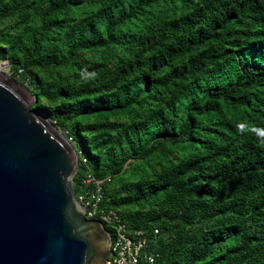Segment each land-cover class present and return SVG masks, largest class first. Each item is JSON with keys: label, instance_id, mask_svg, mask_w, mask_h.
I'll return each mask as SVG.
<instances>
[{"label": "trees", "instance_id": "16d2710c", "mask_svg": "<svg viewBox=\"0 0 264 264\" xmlns=\"http://www.w3.org/2000/svg\"><path fill=\"white\" fill-rule=\"evenodd\" d=\"M0 62L154 264H264V0H0Z\"/></svg>", "mask_w": 264, "mask_h": 264}, {"label": "water", "instance_id": "95a60500", "mask_svg": "<svg viewBox=\"0 0 264 264\" xmlns=\"http://www.w3.org/2000/svg\"><path fill=\"white\" fill-rule=\"evenodd\" d=\"M33 103L0 72V264H110L112 237L72 187L77 154Z\"/></svg>", "mask_w": 264, "mask_h": 264}, {"label": "built area", "instance_id": "2783aa9c", "mask_svg": "<svg viewBox=\"0 0 264 264\" xmlns=\"http://www.w3.org/2000/svg\"><path fill=\"white\" fill-rule=\"evenodd\" d=\"M11 73L9 70V76ZM16 77H19V75H16ZM77 157L79 158V153ZM83 162H85V159H83ZM101 183L102 181L87 174L84 184H93L94 188L76 195V198L83 209L86 219L98 220L105 228H109L108 231L112 237L109 263L154 264L158 254L149 250V241L144 236L143 231L128 226L115 210L102 208ZM154 233L156 234L157 230Z\"/></svg>", "mask_w": 264, "mask_h": 264}, {"label": "rangeland", "instance_id": "374dc122", "mask_svg": "<svg viewBox=\"0 0 264 264\" xmlns=\"http://www.w3.org/2000/svg\"><path fill=\"white\" fill-rule=\"evenodd\" d=\"M1 63H3V62H0V64ZM1 72L2 73H4L5 75H7L8 77H9V65H7L5 68H3L2 70H1ZM62 135H64L63 134V132H61L60 130H58Z\"/></svg>", "mask_w": 264, "mask_h": 264}, {"label": "bare ground", "instance_id": "6f19581e", "mask_svg": "<svg viewBox=\"0 0 264 264\" xmlns=\"http://www.w3.org/2000/svg\"><path fill=\"white\" fill-rule=\"evenodd\" d=\"M4 63H6V62H4ZM0 72H1V70H0Z\"/></svg>", "mask_w": 264, "mask_h": 264}, {"label": "clouds", "instance_id": "9594fccd", "mask_svg": "<svg viewBox=\"0 0 264 264\" xmlns=\"http://www.w3.org/2000/svg\"><path fill=\"white\" fill-rule=\"evenodd\" d=\"M10 77V76H9ZM77 154V153H76Z\"/></svg>", "mask_w": 264, "mask_h": 264}]
</instances>
